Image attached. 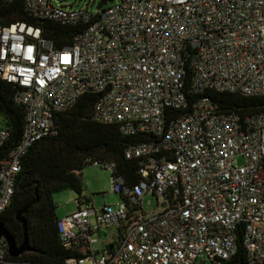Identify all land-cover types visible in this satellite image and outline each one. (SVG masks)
<instances>
[{
    "label": "built area",
    "instance_id": "built-area-1",
    "mask_svg": "<svg viewBox=\"0 0 264 264\" xmlns=\"http://www.w3.org/2000/svg\"><path fill=\"white\" fill-rule=\"evenodd\" d=\"M22 2L34 18L84 30L57 50L38 28L0 27V80L16 87L25 112L19 144L0 161V216L28 149L57 136V116L95 95V121L148 142L125 151L139 160L136 186L114 176V164L93 163L111 170L121 201L76 200L57 225L73 255L66 264L229 261L239 240L249 264H264V113H225L204 97L264 96V0H116L95 15ZM8 138L0 120V148ZM107 230L112 243L102 241ZM7 255L1 239L0 264H14Z\"/></svg>",
    "mask_w": 264,
    "mask_h": 264
},
{
    "label": "trees",
    "instance_id": "trees-1",
    "mask_svg": "<svg viewBox=\"0 0 264 264\" xmlns=\"http://www.w3.org/2000/svg\"><path fill=\"white\" fill-rule=\"evenodd\" d=\"M113 0H102L106 3ZM116 1V0H114ZM98 9L97 11H101ZM24 23L41 30L42 38L57 50L71 47L84 26H70L56 21L37 19L28 14L22 0L5 3L0 0V27ZM186 91L190 92L189 85ZM16 87L0 80V120L9 134L0 148V161L19 144L25 125L24 109L14 102ZM218 110L252 117L264 113V96L245 97L238 94L208 92L204 95ZM190 98V97H189ZM95 95H86L67 113L58 115V134L34 144L21 159V171L15 182L14 195L0 223L20 246L24 231L17 216L26 224L32 252L7 259L14 264H66L73 255L64 250L58 237L57 206L53 195L70 191L83 197L82 171L93 163L114 164V176L136 186L140 182L139 160H127L130 146L148 142L143 136H124L118 125L102 124L94 119ZM89 162V163H88ZM105 170V169H103ZM102 196H104L102 194ZM221 264H249L239 240L236 255Z\"/></svg>",
    "mask_w": 264,
    "mask_h": 264
},
{
    "label": "rangeland",
    "instance_id": "rangeland-1",
    "mask_svg": "<svg viewBox=\"0 0 264 264\" xmlns=\"http://www.w3.org/2000/svg\"><path fill=\"white\" fill-rule=\"evenodd\" d=\"M54 5L61 6L67 10H88L91 15H95L98 9L105 10L113 1L102 3V0H52ZM83 197L87 200H95L96 207L103 206L104 199L108 205L115 206L121 200L117 195L111 193V170L101 169L96 166L86 167L82 171ZM105 195L104 197L102 196ZM77 195L70 191H64L53 195V201L57 206L56 216L59 220L71 215L76 210ZM156 200L153 196L147 195L144 198V211L151 214L155 209ZM114 230H107L101 233L102 241L113 242ZM101 249L100 245L96 246ZM84 264H91L89 262ZM196 264H221L211 262L204 258H199Z\"/></svg>",
    "mask_w": 264,
    "mask_h": 264
},
{
    "label": "water",
    "instance_id": "water-1",
    "mask_svg": "<svg viewBox=\"0 0 264 264\" xmlns=\"http://www.w3.org/2000/svg\"><path fill=\"white\" fill-rule=\"evenodd\" d=\"M24 211L20 212L17 216V220L19 223L23 226L24 231V239L20 246H17L15 243V240L10 236L6 228L3 226V224L0 223V240L4 239L7 246H8V255L10 258L15 259L20 257L21 255L25 253L32 252V249L30 248L28 237L26 234V224L24 220L21 218V215Z\"/></svg>",
    "mask_w": 264,
    "mask_h": 264
},
{
    "label": "crops",
    "instance_id": "crops-1",
    "mask_svg": "<svg viewBox=\"0 0 264 264\" xmlns=\"http://www.w3.org/2000/svg\"><path fill=\"white\" fill-rule=\"evenodd\" d=\"M67 217V216H66Z\"/></svg>",
    "mask_w": 264,
    "mask_h": 264
}]
</instances>
